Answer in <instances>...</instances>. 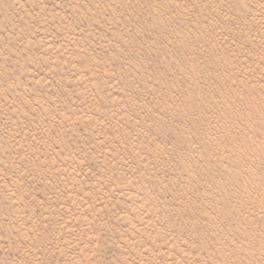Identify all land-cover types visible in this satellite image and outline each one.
Masks as SVG:
<instances>
[{
  "label": "rangeland",
  "instance_id": "1",
  "mask_svg": "<svg viewBox=\"0 0 264 264\" xmlns=\"http://www.w3.org/2000/svg\"><path fill=\"white\" fill-rule=\"evenodd\" d=\"M0 264H264V0H0Z\"/></svg>",
  "mask_w": 264,
  "mask_h": 264
}]
</instances>
